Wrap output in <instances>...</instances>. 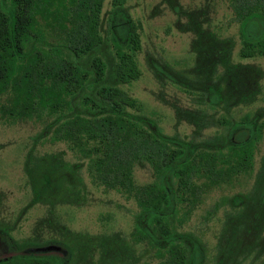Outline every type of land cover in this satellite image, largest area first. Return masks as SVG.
Segmentation results:
<instances>
[{"label": "trees", "instance_id": "obj_1", "mask_svg": "<svg viewBox=\"0 0 264 264\" xmlns=\"http://www.w3.org/2000/svg\"><path fill=\"white\" fill-rule=\"evenodd\" d=\"M228 1L233 17L241 21L239 55L241 58L264 56V0ZM103 2L0 0V95H6L0 111L7 121L31 118L42 121L44 127L35 141L50 135L52 141L64 143L78 158L72 169L86 166L93 184L116 190L136 203L137 211L128 233L131 241L126 240L135 246L142 244L146 258L142 261L133 258V249L127 250L125 241L116 234H107L86 239L85 251L94 250L97 241L103 245L97 264H205L203 244L193 232L179 230L178 226L190 217L208 192L252 170L263 123L259 122L257 113L236 120L229 101L236 90L241 92L242 100H253L255 93L249 95L253 87L243 93V89L234 85L237 77L239 82L247 80L248 86L256 85L261 69L239 64L228 65L229 74L210 73L215 65L210 62L212 59L229 58L227 44L231 38H221L207 25L208 12L203 6L184 27L195 33L191 43L201 59L200 65L194 71L186 70V76L179 74V82L204 108L187 110L191 123L197 127L201 114H206L204 126L216 125L218 135L167 134L156 118L143 113L140 100L120 86L140 76L136 55L141 48L138 31L141 23L132 22L124 10L127 0H110L109 36H103ZM169 4L175 12L180 11L178 0H169ZM250 20L263 25L261 36L249 32ZM243 23L246 33L253 35L250 38L243 35ZM188 74L193 77L189 78ZM178 109L182 108H177V112ZM29 155L25 168L34 192L29 204H34L55 190L51 186L52 174L42 173L35 179L29 168ZM146 165L152 171V180L138 183L134 169ZM67 172L63 169L52 172L59 173L53 175L59 180L58 186L61 181L69 180ZM260 177L264 175L259 173ZM70 189L74 192L69 193L76 195L75 182ZM250 193L253 196L245 199L253 201V207L259 198H262L260 206L264 204V187L257 185ZM238 199L234 202L238 203ZM228 201L232 203L231 198ZM251 209L243 212L241 207H235L231 215L223 218L221 240L215 246L218 264H229L237 254L235 246L257 225L259 212L257 208ZM229 217L237 218L240 223H231ZM237 225L240 227L236 228ZM81 237H68L69 255L65 260L51 251L34 253L19 248L0 264H77L79 253L84 252L81 246L75 247L77 240L84 241ZM34 243L28 241L26 246ZM86 256L95 258L93 251Z\"/></svg>", "mask_w": 264, "mask_h": 264}, {"label": "rangeland", "instance_id": "obj_2", "mask_svg": "<svg viewBox=\"0 0 264 264\" xmlns=\"http://www.w3.org/2000/svg\"><path fill=\"white\" fill-rule=\"evenodd\" d=\"M178 3L180 7L178 13L170 7L169 0H127L124 6L132 22L141 23L138 30L141 48L136 55L140 76L131 83L120 84V86L132 97L140 100L143 104V113L156 118L164 132L167 134L179 132L183 135L193 132L195 135L204 137L213 134V127L204 126L206 114H201L203 117H200L197 127L191 123L189 120L191 115L187 114V110L194 112L198 108V111H203L204 108L197 104L191 95L168 81L165 75L168 70L169 74L179 71L186 76V70L194 71L200 65L201 59L193 51L191 43L195 33L184 27L193 14L203 10V6L208 12L207 25H210V28L221 38L230 36L234 40L227 45L232 47L230 55L227 56L229 58H214L210 61L215 64L212 71L209 69L210 73L225 71L229 74L228 65L239 64L259 66L261 69V76L256 85L251 83L248 86L247 80L244 81V79V82H239V77H237V84L234 85L243 89L242 92L253 87L249 95L254 96L255 93V98L242 100L241 92L236 90L234 97H231L229 101L231 111L235 113V119L244 113L250 115L257 113L260 117L259 122L263 123V133L257 142L252 170L249 175H239L232 184L208 192L202 203L190 213V217L178 226L179 230H189L194 233L197 240L204 246L205 264H214L217 257L215 246L221 240L220 228L224 222L223 218L227 216L226 214L231 215L233 211L228 199L236 193L252 190L253 181L258 178L264 157V56L240 57L238 50L241 43L238 31L241 21H236L233 17L228 0H178ZM110 10V0H104L101 12L103 36H109L107 31ZM109 48L112 50L110 43ZM153 64L156 66L161 64L164 67L163 72L155 69ZM190 74L187 76L192 78L193 75ZM244 76L245 74H242V77ZM226 78L228 75L225 77L224 85ZM5 99V94L0 95V106L6 101ZM177 108H182L185 114L182 115L179 109L177 112ZM43 127V122L35 118L7 121L0 111V227L6 226L10 229H8L10 236L16 240L18 248L24 247L23 241L26 239L41 243L54 238V242L62 240L67 247L68 237L82 236L84 241L77 240L75 244V247L81 246L84 250L79 253L77 264H97L96 262L100 261V249L103 246L101 242L97 241L94 250L85 251L84 245L87 244L86 239L91 237L94 239L95 236L106 237L107 234L111 236L116 234L120 240L122 239L121 241H125L126 249H133L131 253L133 258L141 261L145 259L144 246L142 247V244L135 246L129 242L131 239L128 233L132 229L134 214L137 211L134 200L125 198L117 191H107L93 184L86 166L81 165L77 170L72 169V166L77 163V156L68 151L64 143L52 141L49 134L48 137L35 141V136L42 131ZM215 127L217 129V126ZM27 155L30 158L29 168L32 169L35 179H39L42 173L52 174L51 186L56 187V192L61 196L52 199L49 196L51 190L34 204H29L34 192L28 182L25 168ZM62 169L68 171L67 179L69 180L61 181L58 186L59 180H56L57 177L53 175H59V173L52 172ZM74 173L78 176H73ZM67 175L64 174V176ZM134 175L138 183L149 182L153 177L148 165L135 167ZM74 182L78 192L76 195L72 193L70 197L69 192L73 191L70 187ZM70 200H73L74 204L70 203ZM49 213L51 217L47 221L45 218ZM36 224L38 227H35ZM43 225L47 228L46 230L42 229ZM258 226L260 225H256L254 231L242 237L239 246H235L237 254L234 256V264H264V227L257 229ZM89 251L95 254L92 260L86 256Z\"/></svg>", "mask_w": 264, "mask_h": 264}, {"label": "flooded vegetation", "instance_id": "obj_3", "mask_svg": "<svg viewBox=\"0 0 264 264\" xmlns=\"http://www.w3.org/2000/svg\"><path fill=\"white\" fill-rule=\"evenodd\" d=\"M250 25H251V28H249V27H247L248 28V30H249V32L250 33H253V35H262V30H263V25H261V23L259 22V21H256V20H250ZM242 32H243V35H244V37L245 38H250L251 36H253L252 34H249V33H246V30H247V28H246V26H244V23H243V25H242ZM227 38H231V41L230 42H233V38L232 37H230V36H226ZM239 37H240V35H239ZM229 41V40H228ZM229 42V43H230ZM228 43V44H229ZM240 43H241V38H240ZM227 44V45H228ZM228 48L230 49V50H228V52H227V55H230V53H231V51H232V47H231V45L230 46H228ZM238 53H239V50H238ZM241 57V56H240ZM153 67L155 68V69H158V71H161V72H163V66L161 65V64H159V65H155V64H153ZM165 73V72H164ZM179 74L180 75H182L179 71H173V73L171 74H169V72H168V70L166 71V76H167V80L168 81H171V83L172 84H174L175 86H178V88H180L183 92H185L186 93V91H185V87L183 86V85H181L180 84V82H179ZM187 94V93H186ZM192 99L197 103V102H199V99H196V98H194V97H192ZM181 111L183 110V109H180ZM246 115H249L250 117H252L253 115H250L249 113H244V114H242L241 116H238L237 117V119L236 120H239L241 117H243V116H246ZM259 115V114H258ZM215 117H217V115H215ZM234 118H235V115H234ZM260 117L258 116V119H259ZM216 125H213V126H211V127H213L214 128V130H213V133H215L216 135H218L217 134V132H218V130L217 129H215L216 127H215ZM211 127H209V128H211ZM164 131V130H163ZM166 133V132H165ZM235 134V133H234ZM183 135V134H182ZM223 136V135H222ZM233 138V137H232ZM67 150L68 151H70V152H72V150H70V149H68L67 148ZM73 153V152H72ZM254 155H255V153H254ZM263 159V161L261 162V167H260V169H259V173H261V175L263 176L264 175V157L262 158ZM244 174H247V175H249V173H244ZM56 180H57V178H56ZM136 180V179H135ZM263 180H264V178L263 177H260V178H257V180L255 179L253 182V187H252V189L253 190H255V188L257 187V185H260V187H264V183H263ZM260 182V183H259ZM262 182V183H261ZM233 183V181H230V182H225V183H221L220 185H224V186H227V185H230V184H232ZM224 186H222V187H224ZM98 187H102L104 190H107V191H111L112 189H105L102 185H98ZM216 188V187H215ZM218 188H221V187H218ZM53 189L55 190V193H53V194H51V195H49V196H51V198L53 199V198H55V197H58V196H61V194H59V193H56V187H53ZM114 191H116V190H114ZM254 192V191H253ZM120 194V193H119ZM87 195V194H86ZM86 195L84 196V197H86ZM70 197L72 196V193H70V195H69ZM245 196H253V193H250V189H248V190H246L245 191V193H236L235 195H233V196H231L230 198H231V201H232V203L230 204V207L232 208V209H234L235 207H241L242 208V211L243 212H245V211H247L248 209L250 210V208H252V209H254L255 210V208H257V210H258V212H259V214H258V217L255 219L256 220V224L258 225H260V226H258L257 227V229H259V227L261 228V227H264L263 225H264V204H262L261 206H260V202L262 201V198H259L258 200H257V203H256V206L255 207H253L252 205H255V203L253 202V201H251V200H248V199H245ZM239 198L238 199V203H236V202H234V199L235 198ZM259 197H260V195H259ZM240 198H241V200H240ZM256 200V199H255ZM70 203H73V200H70ZM74 204V203H73ZM234 207V208H233ZM252 209H251V211H252ZM235 217V216H234ZM229 221L231 220V223H233V224H236V223H240L239 221L240 220H238L237 218L236 219H230V217H229V219H228ZM240 227V225H237L236 226V228H239ZM243 227H246V225H244ZM230 228V227H229ZM255 228H256V226L255 227H253V229L252 230H255ZM9 228L8 227H6V226H2V227H0V261H2V260H5L6 258H8V257H10V255H12V254H15V253H17L18 252V250H19V248H18V243L16 242V240L14 239V238H12L11 236H10V233H9V230H8ZM230 229H233V228H230ZM55 237V236H54ZM54 240H55V238L54 239H50L48 242H41V243H34V244H32V245H27L26 246V243L29 241V242H36V241H34V240H30V239H26V240H24L23 242H24V247L23 248H28V250H30L31 252H34V253H45L46 251H44V252H42V251H37V250H33V248H37V247H41V246H44V245H48V243H51V242H53V244H55V242H58V243H56V244H58L59 246H61V248L60 249H57V250H54V249H52V250H50L51 251V253H55L56 255H58V256H60V257H64V259L63 260H65V256H68L69 255V252H68V247H66L63 243H62V240H61V242L60 241H55L54 242ZM56 240H58V239H56ZM20 243H21V241H19ZM233 260H234V258H232L231 260H229L228 262H229V264H234L233 263ZM218 259L216 258L215 259V262H214V264H218Z\"/></svg>", "mask_w": 264, "mask_h": 264}, {"label": "water", "instance_id": "obj_4", "mask_svg": "<svg viewBox=\"0 0 264 264\" xmlns=\"http://www.w3.org/2000/svg\"><path fill=\"white\" fill-rule=\"evenodd\" d=\"M60 248H61V246H59V245L48 244V245H44V246H41V247L33 248V250L44 252V251H50L52 249L57 250V249H60Z\"/></svg>", "mask_w": 264, "mask_h": 264}]
</instances>
